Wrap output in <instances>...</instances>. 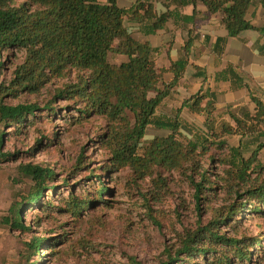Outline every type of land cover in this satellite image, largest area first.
Instances as JSON below:
<instances>
[{
	"label": "trees",
	"instance_id": "16d2710c",
	"mask_svg": "<svg viewBox=\"0 0 264 264\" xmlns=\"http://www.w3.org/2000/svg\"><path fill=\"white\" fill-rule=\"evenodd\" d=\"M136 1V7L125 9L120 7L119 0H23L21 3L0 0V52L24 54L10 81H2L4 63H0V149L6 141V132L2 131L5 128H16L14 132L20 136L39 122L48 120L52 124V117L56 116H69L73 123L80 124L96 119L104 121L105 126L98 130L94 140L105 154L98 170L110 181L124 171H129L132 183L137 186L138 182L152 180L156 190L149 193L150 198H145L147 203L161 201L167 193L168 180L175 173L183 174L192 183L198 204L206 200L203 197L206 192L225 189L220 185L222 182L230 188V193L237 195L238 201L231 205L225 219H220L224 217L222 211L216 226L188 233L182 238L176 257H170L167 264H184L180 256L186 257L187 264H196L198 258L206 264H232L234 260L239 264H254L253 257H264L263 246L258 253L253 252L261 239H247L245 243L244 239L225 235L220 227L242 214L264 218V165L259 159L264 143H259L251 156L245 157L241 146L230 149L226 142L228 136L259 132L264 126V102L253 98L256 109L248 121L235 120V126L222 123L217 127L215 97L209 93L193 96L184 106L194 114L205 116V132L183 141L178 119L160 121L156 113L170 89L178 83L187 63L172 65L174 81L169 85L162 83L165 70L157 66L156 51L149 43L136 40L126 26L127 19L142 24L154 17L152 5L144 7L141 0ZM254 3L264 7V0H191L195 8L205 6L208 15L220 13L230 37H238L246 30H257L264 35V29L246 19ZM142 9L144 15L140 13ZM166 19V15L160 17L155 28H160ZM260 52L264 54V47ZM111 54L125 56L127 60L113 64ZM61 79L70 81L43 106L39 103L12 105L6 101L23 94L38 95L53 80ZM60 102L66 106L60 107ZM151 127L168 130L169 134L145 144ZM226 148L228 157L224 159L218 160L212 154V149ZM12 157L0 152V161ZM205 158L211 163L208 169L203 164ZM218 161L229 166L226 177L213 171ZM20 174L34 183L35 191L29 199L31 206L44 198L46 184L55 177L52 169L34 165L21 166ZM212 176L217 180L212 181ZM98 177L100 187L96 194L100 203H105L103 196L110 189ZM64 204L65 212L79 218L90 209L92 202L88 197L71 196ZM23 210L20 204H15L4 224L28 233L30 228L23 222ZM144 214L143 218L151 225L161 226L150 205ZM239 223L236 219L231 228L236 230ZM43 246L44 241L35 237L28 249L39 254Z\"/></svg>",
	"mask_w": 264,
	"mask_h": 264
},
{
	"label": "rangeland",
	"instance_id": "374dc122",
	"mask_svg": "<svg viewBox=\"0 0 264 264\" xmlns=\"http://www.w3.org/2000/svg\"><path fill=\"white\" fill-rule=\"evenodd\" d=\"M23 60L21 52H0V63H4L2 81H10L16 66ZM126 60L125 56L110 55L113 64ZM69 81L53 80L38 95L23 94L6 101L12 105L39 103L43 106ZM58 105L66 106L65 102ZM184 114H176L178 122L181 130L191 133L184 126ZM52 118V124L48 120L39 122L20 136L15 134L16 128L2 130L6 132V141L0 152L13 157L0 161V264H167L169 258L176 257L181 249L183 237L199 229L216 226L218 214L224 211V217L220 219H225L231 205L238 201L237 195L230 193V188L222 182L220 185L225 189L206 192L203 196L206 200L198 204L192 183L183 174L175 173L170 176L167 193L161 201L147 203L145 198H150L149 193L156 190L152 180L138 182L137 186L132 183L129 171L115 175L110 181L98 170L105 154L94 140L98 130L105 126L104 121L96 119L80 124L73 123L69 116ZM168 134V130L151 127L144 143ZM180 138L188 140L187 135L181 134ZM212 154L218 160L224 159L228 157V148L223 151L212 149ZM203 164L206 169L211 165L208 158ZM24 165L49 168L55 173L54 179L46 184L44 198L34 206L29 200L35 191L34 183L20 174V167ZM228 169L229 166L218 161L213 171L220 177H226ZM97 175L110 189L103 196L105 203H100L96 194L100 187ZM211 178L212 181L217 180L216 177ZM199 181L197 178L196 182ZM71 196L91 199L90 209L79 218L65 212L64 200ZM15 204L24 209L22 219L30 228L28 233L4 224L3 220L10 216V209ZM147 205L152 207L161 226H153L143 218ZM234 219L240 222L236 230L231 228ZM220 229L229 237L244 239L245 243L247 239H261L253 250L254 254L258 253L260 246L264 247V218L242 214L228 220ZM238 232L239 236H235ZM35 237L44 241L39 254L28 249V244ZM180 257L182 263H188L185 256ZM253 258L254 264H264V257ZM195 263L207 262L198 258ZM232 264L239 263L234 260Z\"/></svg>",
	"mask_w": 264,
	"mask_h": 264
},
{
	"label": "crops",
	"instance_id": "0c3cea01",
	"mask_svg": "<svg viewBox=\"0 0 264 264\" xmlns=\"http://www.w3.org/2000/svg\"><path fill=\"white\" fill-rule=\"evenodd\" d=\"M141 4L144 7L152 5L154 17L142 24L127 19L126 26L136 40L149 43L156 51L157 66L165 70L162 83L169 85L174 81L172 65L187 63L178 83L159 107L156 119L179 120L176 114L185 113L184 126L191 133H185L180 126L181 134L187 135L188 140L193 139V134H204L205 116L190 112L184 105L193 96L209 93L216 99L217 127L222 123L235 126V120L248 121L256 109L253 98L264 102V54L260 52L264 47V35L257 30H246L238 37H230L220 13L208 15L205 6L195 8L191 0H141ZM119 5L131 9L138 3L119 0ZM143 9L142 15L145 14ZM163 15L167 19L156 29ZM246 19L253 26L264 29V7L254 3ZM260 133H264V126L255 134L228 136V148L241 146L243 155L249 157L259 143H264ZM259 159L264 165V149Z\"/></svg>",
	"mask_w": 264,
	"mask_h": 264
}]
</instances>
